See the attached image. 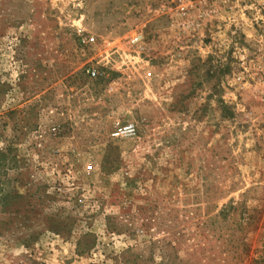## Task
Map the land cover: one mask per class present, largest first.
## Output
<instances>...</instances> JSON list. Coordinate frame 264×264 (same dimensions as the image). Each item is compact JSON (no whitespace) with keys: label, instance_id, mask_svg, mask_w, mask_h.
<instances>
[{"label":"rangeland","instance_id":"374dc122","mask_svg":"<svg viewBox=\"0 0 264 264\" xmlns=\"http://www.w3.org/2000/svg\"><path fill=\"white\" fill-rule=\"evenodd\" d=\"M0 264H264V0H0Z\"/></svg>","mask_w":264,"mask_h":264},{"label":"built area","instance_id":"2783aa9c","mask_svg":"<svg viewBox=\"0 0 264 264\" xmlns=\"http://www.w3.org/2000/svg\"><path fill=\"white\" fill-rule=\"evenodd\" d=\"M76 34L78 37V43L80 46H91L96 43V40L93 36L85 35L84 30L79 26L76 28ZM138 36L134 35L133 37L130 38L131 43H135L138 41ZM107 46H110L111 43H106ZM112 50V49H111ZM87 73L90 76H95L96 75V70L93 68H90ZM113 138H130L134 137L136 135V127L134 124H123L116 122L115 125L113 126V130L110 134ZM90 169V167L88 168Z\"/></svg>","mask_w":264,"mask_h":264},{"label":"trees","instance_id":"16d2710c","mask_svg":"<svg viewBox=\"0 0 264 264\" xmlns=\"http://www.w3.org/2000/svg\"><path fill=\"white\" fill-rule=\"evenodd\" d=\"M223 118H227V119H233L235 117V114L232 112L231 108L229 107H224L223 108ZM10 197V193H7L6 198Z\"/></svg>","mask_w":264,"mask_h":264}]
</instances>
